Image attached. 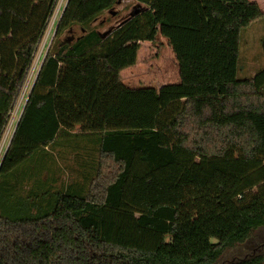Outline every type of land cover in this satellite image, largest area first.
<instances>
[{
	"label": "trees",
	"instance_id": "obj_1",
	"mask_svg": "<svg viewBox=\"0 0 264 264\" xmlns=\"http://www.w3.org/2000/svg\"><path fill=\"white\" fill-rule=\"evenodd\" d=\"M118 1L67 0L57 21L0 161V264H214L264 229V66L237 76L240 32L264 12L134 0L103 37L91 23ZM55 2L0 0V140ZM158 35L179 81L128 87L120 71ZM84 138L97 151L58 166L49 148Z\"/></svg>",
	"mask_w": 264,
	"mask_h": 264
},
{
	"label": "rangeland",
	"instance_id": "obj_2",
	"mask_svg": "<svg viewBox=\"0 0 264 264\" xmlns=\"http://www.w3.org/2000/svg\"><path fill=\"white\" fill-rule=\"evenodd\" d=\"M258 4L264 12V0H249ZM66 0H56L46 28L40 38L30 66L27 79L17 97L15 105L10 113L5 127L4 137L8 138L10 130L15 126L16 119L24 103V97L30 90L41 60L45 55L55 34L57 21L63 11ZM144 5L135 3L133 0H119L113 8L103 13L95 21V25L109 22L102 28V32H112L121 23L133 16L135 9L140 10ZM136 12V11H135ZM118 25V26H117ZM78 28L73 29V34L65 33L61 37L80 34ZM264 37V20H256L240 32L239 58L237 61L238 78L252 76L256 70L264 66L261 55L260 39ZM261 55V56H260ZM122 82L131 88L159 87L164 84H174L179 81L177 61L167 40L158 35L154 42H141L137 50L135 63L120 71ZM23 100V101H22ZM3 137V138H4ZM3 140V139H2ZM5 143V142H4ZM0 142V147H1ZM0 151H4L1 150ZM1 158V154H0ZM264 253V229L254 230L242 243L234 244L226 248L214 264H227L253 255Z\"/></svg>",
	"mask_w": 264,
	"mask_h": 264
},
{
	"label": "crops",
	"instance_id": "obj_3",
	"mask_svg": "<svg viewBox=\"0 0 264 264\" xmlns=\"http://www.w3.org/2000/svg\"><path fill=\"white\" fill-rule=\"evenodd\" d=\"M134 1V0H133ZM135 2V1H134ZM135 3H137V2H135ZM143 7H141L140 9H142ZM135 11H137V9H135ZM135 11H133V13L132 14H134L135 13ZM107 12V11H106ZM103 14H101V15H99V17H97L92 23H91V25L92 26H96L95 25V21L98 19V18H100V16H102ZM110 23V21L109 22H104L103 21V23H100V25H98V28H97V31L100 33V35H102L103 37L104 36H106V35H108L109 33L108 32H106V33H104V31L102 32V28H104L105 27V25H108ZM118 26V25H117ZM74 28H78L81 32L80 33H82L83 32V30L82 29H80L79 27H77V26H74L71 30H70V32H71V34H73V29ZM69 32V33H70ZM77 37V36H76ZM29 92V91H28ZM28 92H27V94H26V96L28 95ZM22 107H23V105H22ZM21 111H22V108H21V110H20V113H21ZM20 113H19V115H20ZM19 117V116H18ZM18 119V118H17ZM67 139H69L70 137H66ZM75 140V142L74 143H77V144H74V148L72 147V148H70L69 146H68V144H67V146H66V141H65V139H60L59 141H57L58 143H57V145H55V148L54 149H51V148H49V151L50 152H52V156L55 158V159H57V157H59L60 159H62V161L61 160H59V159H57L56 160V162H57V165L58 166H60V167H62L63 169H64V162H66V163H68L69 164V159L72 157V155L73 154H71L73 151H97L96 150V146H95V141H94V144H93V142H91L90 140L91 139H89V138H84L82 141H84L85 142V146H82V147H80L79 146V144H80V139H74ZM94 146H95V148H94ZM67 151H71L70 153L69 152H67ZM76 153V152H75ZM63 157H64V160H63ZM52 160H54L53 158H49L47 155H45L44 156V161L47 163V165H49V164H51V165H53V166H55V163L52 161ZM64 161V162H63ZM67 172H65V175L63 176V178L66 180L67 179Z\"/></svg>",
	"mask_w": 264,
	"mask_h": 264
},
{
	"label": "built area",
	"instance_id": "obj_4",
	"mask_svg": "<svg viewBox=\"0 0 264 264\" xmlns=\"http://www.w3.org/2000/svg\"><path fill=\"white\" fill-rule=\"evenodd\" d=\"M30 91V90H29ZM29 93V92H28ZM26 98H27V96L25 95V97H24V101L26 100ZM23 101V100H22ZM25 103V102H24ZM24 103H23V106H24ZM23 108V107H22ZM12 111V110H11ZM11 113V112H10ZM10 117V116H9ZM19 118V117H18ZM17 120L18 119H16L15 121H16V123H17ZM16 125V124H15ZM6 127V126H5ZM15 127V126H14ZM14 127L12 128V130H10V133H9V136H8V138H6L5 139V137H4V132H3V134H2V137H1V140H0V142H1V147L0 148H2L1 150H4V151H0V154H1V158H0V161H1V159H2V157H3V155H4V153H5V151H6V148H7V146H8V143H9V140H10V137H11V135H12V132H13V129H14ZM4 131H5V129H4ZM4 137V138H3ZM3 139V140H2ZM5 142V143H4Z\"/></svg>",
	"mask_w": 264,
	"mask_h": 264
},
{
	"label": "water",
	"instance_id": "obj_5",
	"mask_svg": "<svg viewBox=\"0 0 264 264\" xmlns=\"http://www.w3.org/2000/svg\"><path fill=\"white\" fill-rule=\"evenodd\" d=\"M67 1V0H66ZM66 4V3H65ZM65 6V5H64ZM39 67H40V65H39ZM39 67H38V69H39ZM37 72H38V70H37ZM37 72H36V74H37ZM36 74H35V77H36ZM34 80H35V78H34ZM34 80H33V82H34ZM33 84V83H32ZM31 87H32V85H31ZM31 87H30V89H31ZM25 102V101H24Z\"/></svg>",
	"mask_w": 264,
	"mask_h": 264
}]
</instances>
